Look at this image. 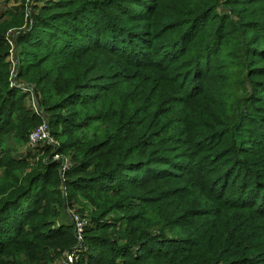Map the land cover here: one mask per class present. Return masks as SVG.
<instances>
[{
  "label": "trees",
  "instance_id": "obj_1",
  "mask_svg": "<svg viewBox=\"0 0 264 264\" xmlns=\"http://www.w3.org/2000/svg\"><path fill=\"white\" fill-rule=\"evenodd\" d=\"M30 12L18 81L58 145L23 150L42 119L9 80L24 0H5L0 264H63L72 249L76 264H264V0H34ZM55 153L69 158L63 179ZM74 206L89 208L80 242Z\"/></svg>",
  "mask_w": 264,
  "mask_h": 264
},
{
  "label": "built area",
  "instance_id": "obj_2",
  "mask_svg": "<svg viewBox=\"0 0 264 264\" xmlns=\"http://www.w3.org/2000/svg\"><path fill=\"white\" fill-rule=\"evenodd\" d=\"M34 0H24V24L20 27H13L10 28L6 33V39L8 42V56L7 61L9 63V80L11 83H16L18 81V70L20 65L19 55L17 54L18 51V45L16 42V37L18 35V32L24 28V26L31 21L30 15H31V4ZM20 87L24 88L25 91H28L30 96V101L32 103V107L34 111L41 115V122L33 128L27 136V147L31 149L37 148L42 143H47L52 146H57L58 141L53 137V135L50 132L49 125L47 122L46 117L44 116L43 110L38 106L35 93H34V85H28L21 83L18 81ZM27 85V86H26ZM54 159L60 161V171H61V178L63 179V172L66 168L69 167V160L67 156L55 153L53 156ZM63 189V195L65 196V189L64 186ZM68 212L70 214L72 224H73V230L76 235V238L78 242L82 240V232L86 224L88 223V218L85 215L80 214L75 209H68ZM76 249H72L70 251L65 252L64 254V260L63 264H76Z\"/></svg>",
  "mask_w": 264,
  "mask_h": 264
},
{
  "label": "rangeland",
  "instance_id": "obj_3",
  "mask_svg": "<svg viewBox=\"0 0 264 264\" xmlns=\"http://www.w3.org/2000/svg\"><path fill=\"white\" fill-rule=\"evenodd\" d=\"M10 4H11V1H8ZM4 3H5V0H0V5L2 6V8H3V6H4ZM21 83H24V84H28V85H33V84H30V83H28L27 81H25V80H19ZM27 86V85H26ZM29 102V101H28ZM29 104V103H28ZM25 146V145H24ZM26 148V149H25ZM28 148H27V145L24 147V149L23 150H27ZM68 156V155H67ZM66 157V156H65ZM68 158V157H67ZM69 159V158H68ZM72 209H77V206H74V207H71ZM88 210H89V208H87L86 207V212L85 213H82V214H84V215H87V213H88Z\"/></svg>",
  "mask_w": 264,
  "mask_h": 264
}]
</instances>
